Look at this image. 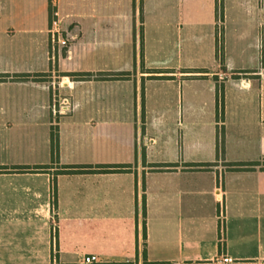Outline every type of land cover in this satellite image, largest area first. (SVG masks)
Segmentation results:
<instances>
[{
  "label": "crops",
  "instance_id": "0c3cea01",
  "mask_svg": "<svg viewBox=\"0 0 264 264\" xmlns=\"http://www.w3.org/2000/svg\"><path fill=\"white\" fill-rule=\"evenodd\" d=\"M0 76V264H264V0H0Z\"/></svg>",
  "mask_w": 264,
  "mask_h": 264
},
{
  "label": "trees",
  "instance_id": "16d2710c",
  "mask_svg": "<svg viewBox=\"0 0 264 264\" xmlns=\"http://www.w3.org/2000/svg\"><path fill=\"white\" fill-rule=\"evenodd\" d=\"M155 72H159V71H155ZM195 72H203L200 70H196ZM70 76H77L80 78H90L93 76L92 73H77V74H67ZM101 77L103 79H122L124 77H126L127 75H129V73L127 72H120V73H103L100 74ZM1 77V76H0ZM167 78H171V76H164ZM2 78H0L1 80ZM224 98L223 95V91L220 92V90H217V103L220 101L222 102ZM55 148H57V144L54 142L53 139V151L55 150ZM46 166H37L34 167V169H41V168H45ZM127 166L126 165H105L102 166L99 169H94L91 166H65L64 170H62V173H83V172H94V171H121L124 170ZM14 169L16 170H26V169H31V167H27V166H17L14 167ZM55 195V207L57 206V199H56V191L54 192ZM143 214H144V218L146 219V196L144 195L143 197ZM144 236L146 237V221H144ZM223 242H221L222 245Z\"/></svg>",
  "mask_w": 264,
  "mask_h": 264
},
{
  "label": "built area",
  "instance_id": "2783aa9c",
  "mask_svg": "<svg viewBox=\"0 0 264 264\" xmlns=\"http://www.w3.org/2000/svg\"><path fill=\"white\" fill-rule=\"evenodd\" d=\"M60 23H61V20H60V17H59V12H55L54 13V19L52 21V32H53L54 36H57L58 34L60 35V33H61ZM61 43L63 45H65L67 43V41L62 39ZM98 261H99L98 256L91 255V256H86L84 258L83 264H95ZM220 262H222V263H233L234 260H233V258H230V257H226V258L222 257L220 259Z\"/></svg>",
  "mask_w": 264,
  "mask_h": 264
},
{
  "label": "rangeland",
  "instance_id": "374dc122",
  "mask_svg": "<svg viewBox=\"0 0 264 264\" xmlns=\"http://www.w3.org/2000/svg\"><path fill=\"white\" fill-rule=\"evenodd\" d=\"M64 46L66 47V44H65ZM199 55H200V54H197V55H196V57H197L198 59H199Z\"/></svg>",
  "mask_w": 264,
  "mask_h": 264
}]
</instances>
